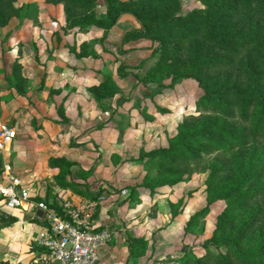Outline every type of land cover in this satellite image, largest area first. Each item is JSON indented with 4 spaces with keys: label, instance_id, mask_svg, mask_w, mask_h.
I'll list each match as a JSON object with an SVG mask.
<instances>
[{
    "label": "rangeland",
    "instance_id": "1",
    "mask_svg": "<svg viewBox=\"0 0 264 264\" xmlns=\"http://www.w3.org/2000/svg\"><path fill=\"white\" fill-rule=\"evenodd\" d=\"M73 1L85 4L13 0L16 12L0 25V121L13 126L17 134L0 155V177L2 163L7 162L11 172L29 187L32 201L39 197L69 205L91 203L93 227L107 230L108 238L112 225L98 228L93 223L97 207L111 202L110 214L118 217V204L128 201L144 230L139 234L143 242L133 241L135 252L128 253L141 264H178L175 257L183 249L200 255L205 248L222 252L236 249L264 260V189L259 188L264 184V171L253 180L256 172L246 169L249 162L257 163L263 156L260 143H252L254 151L247 159V153L236 158L235 176L218 183L213 182L215 175L209 179L204 160L168 166L153 152L181 134L185 122H192L194 127L202 124L197 121L205 113L203 105L197 103L202 86L192 76L170 72L178 61L191 72L198 46L194 40L173 42V32L158 23L154 31L168 36L162 55L157 49L151 54L158 42L150 36L130 35L121 42L122 33L134 27L133 21L137 22L135 27H141L124 11L108 29L92 26L85 30L89 37L78 40L79 52L94 58L95 68L91 70L97 81L92 84L106 73L116 87L113 94L101 98L107 104L105 109L86 88L69 107L67 84L63 91L61 87L43 88L46 70L33 62H38L43 43L48 45L46 38L59 42L58 32L77 30L84 26L87 14L93 11L102 15L105 10L104 0ZM215 1L231 7L232 0ZM202 6L201 0H177L169 11L182 14ZM67 40L64 44L73 49L75 40L72 45ZM260 41L264 51V39ZM201 48L203 60L223 56L215 46L204 44ZM120 69L125 74L120 75ZM149 69L152 72L146 74ZM220 71L221 78L230 74L227 81L232 82L231 62ZM238 78L236 83L246 76L240 74ZM167 82L171 85H163ZM58 105L61 112L55 110ZM53 157L70 163L67 167L52 166L49 160ZM251 193V202H245ZM14 212L0 200V224ZM42 224L43 220L32 215L0 225V260H6L15 240L14 250L20 255L36 249L31 251L37 261L29 257L26 264H49L40 259V249L31 238ZM124 233L127 242L131 235Z\"/></svg>",
    "mask_w": 264,
    "mask_h": 264
},
{
    "label": "trees",
    "instance_id": "2",
    "mask_svg": "<svg viewBox=\"0 0 264 264\" xmlns=\"http://www.w3.org/2000/svg\"><path fill=\"white\" fill-rule=\"evenodd\" d=\"M63 1H71L74 6L85 4V1ZM176 1L104 0V13L96 15L95 12H90L84 17V26L77 30L85 31L96 26L104 31L115 23L121 12L127 11L141 27L126 29L120 37L121 42L130 35L150 36L158 42V47L151 48V54L157 49L159 56L162 55L168 44V36L165 32L154 31L158 23H162L166 29L173 32L174 36L171 37L173 42L184 44L194 40L198 46L194 48L191 72L181 67L180 61L175 62L170 72L178 76H192L202 86L203 93L197 100L205 109V113L197 117L200 118L197 121L202 124L194 127L192 122H185L181 134L153 152L158 153L159 161L167 163L168 166L204 160L202 165L209 168V179L212 180L215 175L213 182L218 183L236 175L238 168L235 164L236 158L247 153V159L248 154L254 151L252 143L258 142L262 146L260 153L263 156L257 163L249 162L246 167L256 172L254 180L256 175L259 177L260 171H264V51L260 50V40L264 39V0H232L231 7L215 0H201L204 6L193 7L182 14L169 11V7L174 6ZM15 12L13 0H0V25L6 23L8 17ZM204 44L217 47L223 56L203 60L199 55ZM229 62L233 64L235 75L232 82L227 81L231 77L230 74H225L221 78L223 75L221 76L220 69ZM120 65L123 66L121 63ZM150 70H146L145 73ZM119 74L123 75L125 72L120 69ZM240 74L246 78L245 80L241 78V81L236 83L240 80L238 78ZM100 76L97 84L85 88L103 107L101 98L113 94L116 87L108 74L101 73ZM141 79H145L144 76ZM163 85L170 86L171 82ZM55 110L61 112L60 105ZM203 154L206 155V159L203 158ZM69 163L62 157H53L49 160L52 166L67 167ZM259 188L264 189V184H259ZM253 196V193L247 195L245 202H251ZM28 198L32 202L33 197L29 195ZM42 200L45 202L43 198ZM45 203L57 212L61 210L60 202ZM33 216L43 220L41 217ZM15 219L16 217L11 214L8 220L0 225ZM44 225L43 220L42 226ZM133 241L142 243L143 239L140 235L128 236L127 250L131 254L135 252L136 246L132 244ZM175 259L178 264H264V260H256L250 254L236 249L222 252L205 248L200 255L183 249ZM0 264H7V260H0Z\"/></svg>",
    "mask_w": 264,
    "mask_h": 264
},
{
    "label": "crops",
    "instance_id": "3",
    "mask_svg": "<svg viewBox=\"0 0 264 264\" xmlns=\"http://www.w3.org/2000/svg\"><path fill=\"white\" fill-rule=\"evenodd\" d=\"M132 23L134 27L137 26V22L133 21ZM58 33L61 37L60 41L51 43L52 38L48 36L49 38H46L48 45H44L43 43L38 62H32L35 65L44 67L46 70L43 80L44 89L48 90L50 86H54L61 87V91H63V87L67 84L66 88L69 94L66 99V105L69 107L73 104L76 97L82 96L86 86L97 81L95 75H93V70H91V68H95L93 64L94 58L90 56V53L84 54L81 51L79 52L78 40L87 39L89 37L87 31H78L72 28ZM66 39H68L67 41L71 45L74 39L76 46L73 49L68 47L64 44ZM126 76H121L120 78ZM106 105L104 103L101 108L105 109ZM122 202L117 207L119 208L118 217L110 214L109 206L111 202L107 201L102 202L94 213L93 223L96 227L112 225V236L99 246L97 250L98 258L95 264H141L129 255L126 234L124 232L126 231L129 235L142 234L144 233L143 223H140L138 220L139 218L136 216L135 208H132L133 205H130L128 201L127 203L126 201L125 203ZM14 210L16 212L13 215L17 219L12 222L17 223L19 220L29 219L32 215H35L36 209L34 211L32 209L28 210L27 208ZM10 248L12 250L6 254L5 258L7 264H26L29 257L32 258V262L37 261L35 254L31 251H36V249H27L28 251L26 250L25 253L20 255L14 250L16 248L15 240L11 243Z\"/></svg>",
    "mask_w": 264,
    "mask_h": 264
},
{
    "label": "built area",
    "instance_id": "4",
    "mask_svg": "<svg viewBox=\"0 0 264 264\" xmlns=\"http://www.w3.org/2000/svg\"><path fill=\"white\" fill-rule=\"evenodd\" d=\"M16 131L10 124L0 121V155L10 147ZM7 162L2 163L0 200L6 208L42 210L45 225L31 238L40 249V259L49 264H95L99 246L108 238L105 229L93 227L91 203H60L55 211L42 199L30 201L29 187L12 173Z\"/></svg>",
    "mask_w": 264,
    "mask_h": 264
},
{
    "label": "water",
    "instance_id": "5",
    "mask_svg": "<svg viewBox=\"0 0 264 264\" xmlns=\"http://www.w3.org/2000/svg\"><path fill=\"white\" fill-rule=\"evenodd\" d=\"M41 213H42V210H41V209L37 208V209L35 210V215L40 216Z\"/></svg>",
    "mask_w": 264,
    "mask_h": 264
}]
</instances>
